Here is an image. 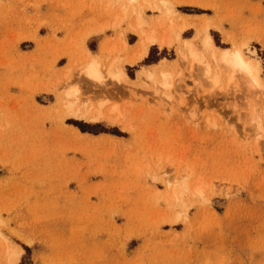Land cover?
Returning a JSON list of instances; mask_svg holds the SVG:
<instances>
[{
    "label": "rangeland",
    "instance_id": "1",
    "mask_svg": "<svg viewBox=\"0 0 264 264\" xmlns=\"http://www.w3.org/2000/svg\"><path fill=\"white\" fill-rule=\"evenodd\" d=\"M138 12L139 31L173 38L140 59ZM206 33L262 84L237 71L212 86L181 59L185 39L208 55ZM89 53L102 83L79 74ZM255 116L264 0H0V264H264Z\"/></svg>",
    "mask_w": 264,
    "mask_h": 264
},
{
    "label": "bare ground",
    "instance_id": "2",
    "mask_svg": "<svg viewBox=\"0 0 264 264\" xmlns=\"http://www.w3.org/2000/svg\"><path fill=\"white\" fill-rule=\"evenodd\" d=\"M127 1L130 4L137 2V0ZM125 9L126 8L124 7L123 10ZM146 24H148L147 20H145L141 12H138L135 25L136 29L138 30V32H140V35L142 37L139 41V53L136 59L144 57L147 54L151 45H158L162 47L165 45L169 46L173 42L172 37L161 36L155 29H149L148 31H139V29ZM182 27L185 26L183 25ZM207 27L208 24L205 25V30L207 29ZM171 29H173V27ZM204 44L208 48V55H205L204 53L194 49V46L188 39L184 40V43L181 46L182 48L180 47L181 49L177 51L179 52L178 55L181 56V59L184 58V60H186V58H189L192 62L201 63V69L203 70L206 78L209 79V81L211 82L212 86H216L218 83H220V77L221 75H223V72H227V81L228 83H230L234 77V73L237 71L245 73V75L254 83L258 85L262 84L260 78V67L254 64L250 59L246 58L240 49L232 51L228 48H224L222 49L221 53H218L214 47L211 37L207 33L204 35ZM90 54L91 53H89V56H91V58H89V61L79 69V74L83 78L88 79L92 84L102 83L104 76L101 69V64L94 55ZM113 66H115L116 72L111 67H109L107 71L109 75H112L114 77L124 75V72L122 71L121 62L119 60L115 61L113 63ZM160 74V85L164 89H169L171 86L169 77L170 73L164 70H160ZM149 77L152 79L156 77L153 71L149 72ZM76 92L77 89L74 88L72 90H69L66 94L69 96L74 95ZM73 108L74 103H68V106H66V113H73ZM81 115L93 121H98L103 116V112L99 108H86L81 111ZM255 118L257 120V126L264 133V118L261 119L260 116H255ZM168 183L170 182L168 181ZM197 190L199 191V189ZM173 193L175 197L178 198L176 192L174 191Z\"/></svg>",
    "mask_w": 264,
    "mask_h": 264
}]
</instances>
